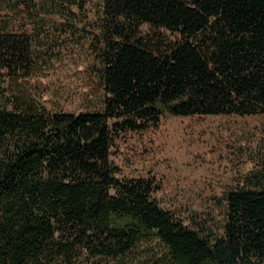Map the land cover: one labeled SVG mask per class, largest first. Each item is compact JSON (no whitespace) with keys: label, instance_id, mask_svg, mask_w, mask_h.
Listing matches in <instances>:
<instances>
[{"label":"trees","instance_id":"obj_1","mask_svg":"<svg viewBox=\"0 0 264 264\" xmlns=\"http://www.w3.org/2000/svg\"><path fill=\"white\" fill-rule=\"evenodd\" d=\"M101 1L104 112L0 95V264H264V156L227 194L222 234L185 225L112 159L120 134L167 114L264 117V0ZM33 57L29 36L0 33V78L21 86Z\"/></svg>","mask_w":264,"mask_h":264},{"label":"rangeland","instance_id":"obj_2","mask_svg":"<svg viewBox=\"0 0 264 264\" xmlns=\"http://www.w3.org/2000/svg\"><path fill=\"white\" fill-rule=\"evenodd\" d=\"M105 29L101 0H0V33L29 36L37 63L21 86L0 78V95L26 90L51 111L104 112ZM263 156L260 115L167 114L147 130L123 132L112 149L121 179L147 181L152 198L185 225L220 234L227 194L246 184Z\"/></svg>","mask_w":264,"mask_h":264}]
</instances>
